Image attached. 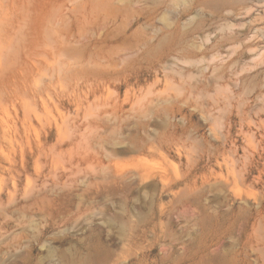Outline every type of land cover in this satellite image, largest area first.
Wrapping results in <instances>:
<instances>
[{
  "label": "rangeland",
  "instance_id": "1",
  "mask_svg": "<svg viewBox=\"0 0 264 264\" xmlns=\"http://www.w3.org/2000/svg\"><path fill=\"white\" fill-rule=\"evenodd\" d=\"M0 264H264V0H0Z\"/></svg>",
  "mask_w": 264,
  "mask_h": 264
}]
</instances>
